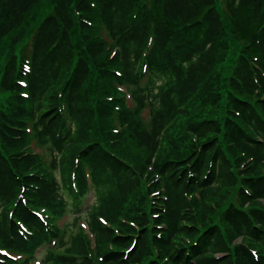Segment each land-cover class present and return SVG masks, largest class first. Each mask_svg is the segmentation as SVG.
Wrapping results in <instances>:
<instances>
[{"label": "trees", "instance_id": "16d2710c", "mask_svg": "<svg viewBox=\"0 0 264 264\" xmlns=\"http://www.w3.org/2000/svg\"><path fill=\"white\" fill-rule=\"evenodd\" d=\"M40 250L264 264V0H0V264Z\"/></svg>", "mask_w": 264, "mask_h": 264}, {"label": "rangeland", "instance_id": "374dc122", "mask_svg": "<svg viewBox=\"0 0 264 264\" xmlns=\"http://www.w3.org/2000/svg\"><path fill=\"white\" fill-rule=\"evenodd\" d=\"M148 118V113L147 110L143 112V119L147 120ZM37 152L42 153L43 157L45 160H48L50 158L49 153H47V150L43 147L39 148L36 147L35 149ZM54 176H58V170H54L53 173ZM93 201L92 194L89 192L88 195L86 196V202L89 203ZM86 203V204H87ZM73 211L70 209L69 211H66L59 219H58V224L63 229L64 234L63 238L66 240L69 239L70 235L78 233L80 230L85 231L86 233H89L88 230L86 229V216H85V210H82L79 214V219L76 220V223L73 224L72 219H73ZM44 251L40 250L35 257V261H33V264H42L40 259L43 257Z\"/></svg>", "mask_w": 264, "mask_h": 264}]
</instances>
